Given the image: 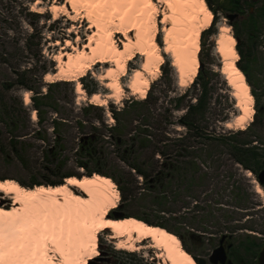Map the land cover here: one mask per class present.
Wrapping results in <instances>:
<instances>
[{
	"label": "rangeland",
	"instance_id": "1",
	"mask_svg": "<svg viewBox=\"0 0 264 264\" xmlns=\"http://www.w3.org/2000/svg\"><path fill=\"white\" fill-rule=\"evenodd\" d=\"M55 1L0 0V52L4 54V58L8 55V59L14 61L20 58L22 52L25 51L26 55L27 51L24 50L25 43L32 36L33 41L39 43V46L32 49L29 60L21 63V65L27 66L31 64L33 67L46 68L48 70L47 74L55 75L60 70L57 58L61 52V47L65 45V41L67 39L70 40L78 48H82L87 43L88 36L85 29L88 23L85 20L82 21L84 29L77 45L76 35L70 36L69 34L72 22L62 16L61 13L55 15L50 11ZM231 1L206 0L208 8L210 9L208 3H211L214 8V11L210 10L213 11V22L216 21L214 24L215 34L206 33L201 38V49L199 52V61L202 65L200 70L202 69L206 72V75L208 74L206 80L210 82L209 108L203 124L208 129L207 136L198 137V135L189 132L186 128L168 123V118V120L176 122L177 118L183 113L179 111L173 112L176 103L172 99L184 93L191 84L180 83L179 74L173 66V60L165 53H163L164 62L161 65L160 74L151 79V87L153 86V89L148 103L140 106L132 105L133 102L142 101L139 95H132V91L128 88L133 73L136 69H141L144 63V58L138 57L129 63L127 74L121 80L124 90L122 96L120 99H107L106 106H97L92 104L88 97L85 100L79 96L76 92L77 82H73L71 86L67 87L69 92L65 93L71 100L69 108L72 110L75 121L71 131L66 136L67 162L61 172L57 174L46 171L32 173V162L35 158L42 157L41 150H35L25 155L26 160L30 161V170L24 169L17 162V159L7 164L0 158V179L5 178L33 186L34 183H62V179L70 174L78 177L87 175L96 167L91 164V169L88 171L80 167V163H87V159L78 156L80 139L97 134L101 142L99 146L103 147L104 150H102V154H98V157H101V168L106 173L116 177L117 182H119V185L115 182L117 188L119 192V186L123 188L124 197L126 198V201L125 199L122 200L123 196L120 192V201L114 212L121 213L124 217H145L149 224L153 226L157 223L164 224L167 226L168 231L177 236L178 234L173 232V229L177 228H174V222L171 221V223L169 220H177L173 214H179L181 204H183L184 208L191 209L190 212L193 214L185 217L195 219L202 216L210 217L209 213H193L196 212L197 206L212 207L214 204H218L219 206H214L217 212L215 217L217 218L229 216V211L239 212L236 211L237 208L233 209L228 206H234V208L250 206L252 218L257 220L259 224L261 222L264 223V196L263 193L259 194L257 192L258 186L262 188L258 182L257 175L237 164L232 159L229 147L234 143H251L252 146L264 149V123H256L244 134L240 133L242 130L234 126L235 118L241 114V110L237 107V99L233 97L234 91L232 87L222 73V59L216 52V38L220 34V28L223 25L229 26L234 37L240 34L242 30L241 26H233L232 22L222 12L231 8ZM113 2L114 6H110L108 10H110L109 17L115 21L119 17V12L115 7V0ZM261 6L264 8V0H260V3H258V7ZM244 17V15H240V18L233 22H239ZM56 19L57 21H55ZM161 19L162 16L159 17V21ZM78 25H80V21H78ZM161 30L162 24L159 23L157 42L163 48V33ZM260 31L261 38L255 50L252 48L248 36L244 37L242 35L239 37L240 44L236 42L238 54V46L246 54L248 52L252 53L254 50V56L252 55L253 57L250 58L248 66L253 81L261 87L257 89L261 96L258 105L255 101V113L257 106H264V12ZM57 42H59L58 45H56ZM202 43L205 44L204 48ZM69 51L73 54L76 53L70 49ZM239 62H241L242 66L247 65L246 61H241L240 54L237 65ZM105 71V68L99 66L87 71L84 77H80L77 80H79L83 89L81 82L83 78L85 85L96 86L99 90L98 93L105 99V95L109 94L110 90L99 80ZM46 75L44 76V82L50 83L46 80ZM15 79L14 70L9 65L0 62V94H2L4 99H9L10 96L25 98L26 91L19 89ZM54 80H61V77H56ZM7 86L11 87V91H5ZM72 88L74 92L70 91ZM88 104L94 107L89 112H85L83 108L87 107ZM124 110L125 112H123ZM114 112H120L118 115L119 120L114 117ZM172 113L175 116L174 118L170 116ZM52 116L53 113L49 111L47 123L45 124L50 133L52 132L50 125ZM224 119L226 121L221 122ZM143 120L148 124V127L141 128L142 130H147L148 137H145V147H142L137 139L140 136L138 127ZM34 121L36 122V120ZM78 122H82L83 128H78ZM252 122L246 123V129ZM227 123H232V127H228ZM116 127L119 128V131L113 130ZM118 132H121L127 138V142L123 146L115 144V135ZM141 138H144V135H141ZM220 138H223L222 143L214 141ZM126 151H130L131 162L134 161L135 164L142 165L143 170L147 174V180L139 176L121 159V154ZM160 152H165L166 159L170 160L175 155H182L183 160L188 163L194 162L195 166L203 171L205 177L209 176L208 180L204 183H196V185L188 183L189 186L185 188L175 184L173 190L169 192V189L166 190L165 186L161 187L159 185V179L156 182L163 170L162 163H166L165 157ZM214 176H218L219 187L221 188L218 189L216 194L214 193ZM77 193L82 195L80 191H77ZM246 193L249 194L250 205L249 202L247 204L244 203V194ZM3 197L5 195L0 193V198ZM4 201L6 207L12 205L11 199H5ZM182 212L185 211L182 210ZM67 225L68 223L64 224V226ZM110 235L111 232L107 231L100 235L99 256L106 250L121 251L116 247L117 240L110 239ZM144 245H147L146 242L142 246ZM54 251L57 253L56 249ZM134 253L143 258L145 264H163L161 259L157 257L158 252L155 249L140 248Z\"/></svg>",
	"mask_w": 264,
	"mask_h": 264
},
{
	"label": "bare ground",
	"instance_id": "2",
	"mask_svg": "<svg viewBox=\"0 0 264 264\" xmlns=\"http://www.w3.org/2000/svg\"><path fill=\"white\" fill-rule=\"evenodd\" d=\"M115 2L119 12L115 21L109 17L108 10L114 6L113 0L54 2L50 11L55 15L61 13L72 22L69 34L76 35V44L83 33V20L88 23L85 29L88 38L82 48L67 39L57 58L59 73L47 74L46 80L50 83L77 82L79 96L85 100L88 97L97 106H106L107 99H120L124 91L121 80L127 74L129 63L142 57V68L135 70L128 88L132 95L145 100L151 79L161 72L165 53L172 58L180 83L192 85L200 69L202 34L211 27L214 19L206 0ZM78 21L80 25L77 26ZM159 23L162 24L163 48L157 42ZM236 42L229 26L223 25L216 38V52L222 59V73L241 110L234 126L243 131L246 123L253 121L255 99L245 74L237 65ZM99 66L106 69L99 80L110 90L105 99L99 93L87 96L77 80ZM56 77L61 80H54ZM30 96L25 93L26 104L31 102ZM32 118L37 120L36 112ZM232 125L227 123L228 127ZM69 177L61 185H35L32 188L14 180L0 179V193L5 195L0 198V264H89L98 258L100 235L106 231L111 232L110 239L117 240L118 250L155 249L163 264H197L180 238L167 229L135 217L108 219L120 201V192L110 177L98 173ZM73 188L84 194H77ZM257 192L263 193L260 186ZM5 199H11L13 205L6 207ZM66 223L68 225L64 226ZM144 242L147 245L142 246Z\"/></svg>",
	"mask_w": 264,
	"mask_h": 264
},
{
	"label": "trees",
	"instance_id": "3",
	"mask_svg": "<svg viewBox=\"0 0 264 264\" xmlns=\"http://www.w3.org/2000/svg\"><path fill=\"white\" fill-rule=\"evenodd\" d=\"M236 1L240 2V0ZM236 1H231V7L234 6ZM258 3H260V0H247L246 10L241 13L245 17L239 22L231 23L233 26L242 27L241 33L236 35L235 38L240 42L239 37H241L242 35L244 37L248 36V40L254 50L255 48H257L261 38L260 26L262 23L264 12V8L262 6L258 7ZM208 5L210 9L214 11L212 4L208 3ZM215 22L216 21L213 22L210 29L202 34V37L205 36L206 33L210 35L215 34ZM202 45L204 48L205 44L202 43ZM37 46H39V43L34 42L33 37L30 36L25 43L24 50L27 51V54L25 55V51L22 52L20 58L14 61H10V59H8V55L6 54V58H4V54L0 52V62L9 65V67L14 70V74L16 77L15 81L19 89L31 93V102L29 104H26L24 99H22L21 97L14 98L13 96H10L9 99H4L2 97V94H0V158H2V160L7 164H10L17 159V162L24 169L30 170V161L26 160L25 158L26 153L35 150H41L42 157H37L32 162L33 166L31 168V172L33 173L46 171L52 174H57L63 170V167L67 162L66 136L71 131L72 125L75 121L72 115V110L69 108L71 100L65 93L69 92V89H67V87L71 86V82L55 81L52 83H45L44 76L48 73V70L46 68L33 67L31 64L27 66L21 65V63L29 60L32 49ZM254 50L252 51V53L248 52L246 54L240 49V46H238L241 61L244 60L247 62L246 66H242L241 62H239L238 67L245 74L247 82L251 87L252 95L258 105L261 94L257 92V89L261 87L258 86L255 81H253L251 71L248 66L250 64V58L254 56ZM207 75L206 72L201 69L193 84L189 86V88H187L184 93L172 99L176 103V107L173 109V112L175 113V111H179L183 113L180 117L177 118L176 122L174 120H168L169 118L167 119L169 124H177L183 128H186L187 130H189V132H193L195 133V135H198V137L202 138L205 135L207 136L208 132V129L203 126V124L205 123L206 113L209 108L210 82L206 80ZM81 82L89 97L99 92L96 86L85 85L84 78L81 80ZM152 89L153 86L148 92V96L145 100L133 102L132 105L140 106L143 104H147L152 96ZM5 91H11V87L7 86L5 88ZM70 91L74 92V89L72 88V90ZM92 107L94 106L88 104L87 107L83 108V110L85 112H89ZM125 110L123 112H125ZM49 111L53 113L50 122L52 129L51 133L49 129L45 127ZM34 112H36L37 114L36 122L32 118ZM119 113L120 112L113 113L116 120H119ZM170 116L173 118L175 117L173 113ZM145 120L148 121L147 119ZM226 120H221V122ZM146 121H141V125L138 127L140 136L137 139L141 143L142 147H145V137H148L147 130L141 129L143 127H148ZM258 122L264 123V106H257L256 113L254 115V121L246 130L240 131V133H246ZM78 124L79 129L83 128L82 122H78ZM113 130L119 131V128L116 127ZM141 135H144V138H141ZM223 138L215 139L214 141L222 143ZM115 141V144L117 146H123L127 142V138L123 136L121 132H118L115 135ZM100 143V137L97 136V134L80 139L78 156L87 159V163H80V167L85 171H88L91 169L90 165L94 164L96 168L93 169V171H90L87 174L88 176H92L94 173H98L104 176H108L114 182H117V179L114 175L106 173L101 168V157H98V154H102L103 147L99 146ZM229 147L231 149L230 151L232 159H234V161L237 164L241 165L245 170L250 171L258 176L259 173L264 169L263 148L252 146L251 143H234ZM129 152L130 151H126L121 154V159L139 176L147 180L148 177L145 170H143L142 165L135 164L134 161H132L133 163L130 161L129 156L131 155H129ZM160 153L163 157H165L166 163H162L163 170L159 174L156 182H158L159 179V185L161 187L165 186L166 190H168L169 188L173 190L175 184L181 186L180 181L184 177L187 179L188 183H192L194 185H196L199 177H205L203 171L199 170L198 167L195 166L194 162L188 163L186 160L182 159V155H175L174 158L170 160L166 159L165 152ZM169 173L171 174V184L169 181ZM69 176L75 175L70 174L66 177ZM20 184L27 188H32L35 185L57 186L63 184V182L54 184H51L49 182L47 184L34 183L33 186L24 185L21 182ZM117 184L119 185V182H117ZM188 186L189 185L187 184V187ZM119 189L123 196L122 200L125 199L126 201L123 193V188L119 186ZM247 194L248 193L244 194L245 204H247L250 199L249 194L248 196ZM135 218L143 220L149 224L148 220L145 217L135 216ZM154 226H160L168 229L164 224L157 223ZM89 264L145 263L143 258L139 257L137 253L106 250L102 252V255H100L98 258L93 259Z\"/></svg>",
	"mask_w": 264,
	"mask_h": 264
},
{
	"label": "flooded vegetation",
	"instance_id": "4",
	"mask_svg": "<svg viewBox=\"0 0 264 264\" xmlns=\"http://www.w3.org/2000/svg\"><path fill=\"white\" fill-rule=\"evenodd\" d=\"M246 1H236L233 7L222 12L226 16L231 13L242 15L241 13L246 8ZM208 177H199L197 183H204L208 180ZM65 178L62 179L63 182ZM218 179V176L213 178L215 194L218 189H221ZM169 181L171 184L170 173ZM180 183L181 188H185L188 181L184 177ZM261 186L264 196V184ZM181 205L182 208L180 207L179 214H173L177 220L169 221L174 222L173 227L177 229H173V232L178 234L186 251L197 259V264H259L260 254L264 250V223L259 224L257 220L252 218L250 206L235 208L234 206H228L233 209L237 208L236 211L239 212L229 211V216L220 218L215 217L217 212L214 206H219L218 204H214L212 207L197 206L196 212L193 213H209L210 217L202 216L195 219L186 218L185 216H192L193 214L190 212L191 209L184 208L183 204ZM182 210L185 212H182Z\"/></svg>",
	"mask_w": 264,
	"mask_h": 264
},
{
	"label": "water",
	"instance_id": "5",
	"mask_svg": "<svg viewBox=\"0 0 264 264\" xmlns=\"http://www.w3.org/2000/svg\"><path fill=\"white\" fill-rule=\"evenodd\" d=\"M240 18V15L239 14H228L227 15V19L230 21V22H233L234 20L236 19H239ZM237 40V39H236ZM237 42L239 43V40H237ZM202 67L201 63H200V68ZM200 70V69H199ZM78 177V176H77ZM67 178H70V177H67ZM78 178H81V177H78ZM258 182L260 185H263L264 184V169L259 173L258 175ZM74 192H77L79 191L78 188H73ZM82 193V192H81ZM84 193H82L83 195ZM113 216V217H112ZM108 219H112V220H123V219H126L123 214L121 213H117V212H111L108 216ZM131 218V217H129ZM100 248V246H99ZM101 253V252H100ZM194 259L195 262H197V259L192 257ZM259 264H264V250L261 252L260 254V257H259Z\"/></svg>",
	"mask_w": 264,
	"mask_h": 264
},
{
	"label": "crops",
	"instance_id": "6",
	"mask_svg": "<svg viewBox=\"0 0 264 264\" xmlns=\"http://www.w3.org/2000/svg\"><path fill=\"white\" fill-rule=\"evenodd\" d=\"M13 205V204H12Z\"/></svg>",
	"mask_w": 264,
	"mask_h": 264
}]
</instances>
